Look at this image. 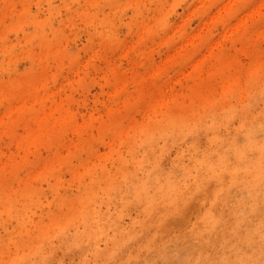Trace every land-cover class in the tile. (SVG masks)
I'll list each match as a JSON object with an SVG mask.
<instances>
[{
	"label": "rangeland",
	"instance_id": "1",
	"mask_svg": "<svg viewBox=\"0 0 264 264\" xmlns=\"http://www.w3.org/2000/svg\"><path fill=\"white\" fill-rule=\"evenodd\" d=\"M0 264H264V0H0Z\"/></svg>",
	"mask_w": 264,
	"mask_h": 264
}]
</instances>
